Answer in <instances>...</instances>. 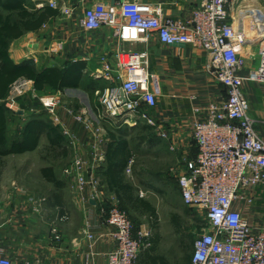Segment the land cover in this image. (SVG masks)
Listing matches in <instances>:
<instances>
[{"label": "built area", "instance_id": "1", "mask_svg": "<svg viewBox=\"0 0 264 264\" xmlns=\"http://www.w3.org/2000/svg\"><path fill=\"white\" fill-rule=\"evenodd\" d=\"M240 1L245 0H194L184 20L164 18L161 6H146L139 0H123L108 6L94 3L85 6L82 19L87 30L113 27L122 42H148L152 35L158 34L165 44H192L203 48L208 53L213 75L226 89V99L211 102L205 113L194 120L192 137L198 153L194 159L186 161L178 173L184 205L197 208L206 216L207 225L201 228L202 233L195 240L191 264H264V217L258 223L252 222L240 208L252 205L253 192L264 184V138L256 128V120L250 114L243 93L247 82H258L264 87V14L258 10L255 29L243 25L242 30L237 19ZM49 5L60 8L67 17H72L76 9L75 6H59L57 0H50ZM254 47L256 51L251 53V59L257 64L244 74L247 65L244 52ZM147 57L146 50L121 46L114 53L115 67L108 59L100 62L101 69L96 76L106 79L109 85L96 91L98 105L94 111L85 108L76 112L67 106L66 110L91 130L97 142L102 140L101 128L94 125L92 118L117 127L120 123L136 126L143 117L149 125L156 124L153 118L141 112L144 107L152 109L157 105ZM35 91L33 81L22 79L12 86L5 101L10 106L19 97L35 94ZM39 100L41 107L31 108V113L45 111L49 114L53 124L59 125L67 136L69 146L77 148L74 135L58 116L60 98L44 95ZM19 112L22 116L29 114L23 108ZM94 150L92 164L76 153L65 169L75 180L73 190L84 206L101 193V180L95 168L103 156L96 145ZM134 162L131 157L126 168L129 175H132ZM146 195L147 192L140 190L141 197ZM29 199L35 211L46 202L45 197ZM102 215L114 227L111 235L115 245L107 253V264H136L140 253L152 245L150 233L137 232L128 212L116 202L103 210ZM66 218L64 214L58 219ZM54 223L53 237L59 242L62 234ZM90 229L88 222L85 237L95 242ZM1 233L0 227V264H17L2 244ZM21 264L39 262L26 258Z\"/></svg>", "mask_w": 264, "mask_h": 264}, {"label": "crops", "instance_id": "2", "mask_svg": "<svg viewBox=\"0 0 264 264\" xmlns=\"http://www.w3.org/2000/svg\"><path fill=\"white\" fill-rule=\"evenodd\" d=\"M24 1L31 10L50 6V0ZM121 1L123 0H57L59 6L76 7L72 17L63 15L60 8H57L59 15L49 19L37 31L27 32L13 40L10 45L11 58L18 64L31 61L38 69L67 68L74 62L84 64L79 87H68L61 91L48 90L44 93L37 91L34 87L36 93L29 94L31 98L21 100L18 98L10 106L5 100L3 101L13 113L16 111L14 107H21L24 110L29 106L41 107L39 98L44 95L60 98L61 105L57 108L58 116L77 142V148H73L69 146L67 138L68 156L58 154L55 157H47L43 154V149L49 144V137L47 131H44L34 150L12 153L5 158L6 160L8 157H15L16 161H25L19 168L21 169L20 179L14 174H9L11 176L5 178V168L0 179V225L10 227L11 231V234L5 237L7 245H4L8 251L11 246H14V249L19 252L20 261L30 258L32 261H38L39 264H87L88 261L89 264H107V253L115 245L111 235L114 227L107 223L102 211L108 209L112 202L119 203L116 194L107 189L101 172L106 167V150L110 141L109 129L117 126L92 118L94 125L101 128L102 140L97 142L91 130L66 110L67 106L74 108L76 112L92 108L85 103L84 94H87L89 90L95 95L97 90L109 85L106 79L96 76L101 69L102 59H108L115 67L114 53L121 46L148 52L147 67L153 78L151 89L157 95V105L152 109L144 107L141 112L153 118L156 124L149 125L143 117L136 126L120 123V127L126 126L129 131H134L130 136L128 135L132 142L131 157L140 150L139 144L134 143L136 138L132 134L140 127L148 133L143 135V139L151 145L152 150H158L161 158L166 161L167 167L169 166L165 174L161 172L158 174L159 177L165 178L167 180L165 182L169 185L179 186V171L185 166L186 161L197 156V145L192 137L194 120L205 113L206 107L211 102H221L227 97L225 87L213 75L208 65L209 56L203 48L192 44H165L158 34L152 35L148 42H122L111 26H104L97 30H87L83 27L82 19L86 5L103 3L108 6ZM139 1L146 6H161L164 18L184 20L189 16L194 0ZM256 64L257 61L247 62L243 73L248 74ZM243 93L249 104L250 114L256 120V128L264 138V87L258 82H247L243 87ZM97 105L98 99L92 111ZM17 112L20 113L19 110ZM46 115L51 120L50 115L47 113ZM31 120L30 112L22 117L10 115L8 143L19 138L23 127ZM57 126L61 130V127ZM164 133L166 136H163ZM95 145L99 154L103 156L95 168L101 180V193L95 200H91L84 206L75 192H73L75 196L72 194L71 186L75 180L65 173V169L69 167L76 153L92 164ZM29 161L33 162V168L29 167ZM18 163L15 166L20 165ZM44 167L54 169L56 177L61 181L60 186L56 187L44 178L41 173ZM29 170L39 172L37 179L44 187L43 193L39 192V196L29 192V185L26 182L29 179L26 176ZM126 175L128 176L127 173ZM150 187L153 188V186ZM150 187L147 186V188ZM154 189L157 188L154 187ZM54 192L59 197L58 201L48 197ZM146 192L153 193L148 189ZM253 196L255 199L252 205H241L240 208L247 212L252 222L258 223L264 217V184L253 192ZM30 197H45L46 202L39 211H35ZM59 206H63L64 210L61 211ZM64 214H67V218L59 220L58 218ZM54 222L57 223L62 234L59 242H56L53 237ZM88 222L96 238L95 242L85 237ZM1 238L4 240L3 236ZM11 240L14 242L12 243Z\"/></svg>", "mask_w": 264, "mask_h": 264}, {"label": "trees", "instance_id": "3", "mask_svg": "<svg viewBox=\"0 0 264 264\" xmlns=\"http://www.w3.org/2000/svg\"><path fill=\"white\" fill-rule=\"evenodd\" d=\"M57 15L59 10L51 6L31 10L25 5L24 0H0V179L6 165V156L34 150L44 131H47L49 144L43 149V154L47 157H55L58 154L68 156L67 137L47 117L45 111L38 114L30 113L32 120L23 127L21 136L8 143V122L10 115L14 113L3 102L9 96L12 86L22 79L33 81L35 89L41 93L80 86L83 63L74 62L67 68L38 69L31 61L15 63L10 55V45L13 40L27 32L37 31ZM128 131L126 126L109 129L110 141L106 150V167L101 173L107 189L116 194L121 209L127 211L129 215L131 212H136L156 220L155 205L141 197L138 191L140 184L144 185L145 182L137 184L125 172L132 156V142L128 138ZM41 173L47 181L52 182L56 187L60 186L61 181L56 177L52 167H44ZM57 196L54 192L48 197L58 201ZM59 208L61 211L64 210L63 206ZM206 225V222L199 220V228ZM188 238H190L188 248L192 251L197 237L189 235ZM157 243L158 238L154 240L152 248L140 253L136 264H170V261L157 251ZM190 251L185 255L183 264H191L193 251L192 253Z\"/></svg>", "mask_w": 264, "mask_h": 264}, {"label": "rangeland", "instance_id": "4", "mask_svg": "<svg viewBox=\"0 0 264 264\" xmlns=\"http://www.w3.org/2000/svg\"><path fill=\"white\" fill-rule=\"evenodd\" d=\"M237 7L239 12V14L237 15V19L242 30H244L243 25L245 27L248 26L251 29H255L256 22L254 21V19L257 13H259V11H262L260 13L264 14V0L240 1V3L237 4ZM256 8L257 11H255ZM251 22L252 24H249ZM253 51H256V47L244 52V55H246L247 58V62L253 61L251 59V53ZM28 97L31 98L29 94H25L19 97V99L21 100ZM76 98L78 99V97ZM84 98L86 101L85 103L91 105L92 108L97 104V95H93V93L89 90L87 94H84ZM31 108L33 107H25L26 112L31 113ZM92 108H89V110H92ZM19 109H21V107H14V110L16 111L13 113L18 115L19 117H22V114L17 112V110ZM141 130L142 127L137 129L135 133L132 134V136L136 138V140H134V143L137 142V144H139L138 149L140 150L136 151V153L133 155L135 160L133 164V171L132 175L130 176L128 174V176L138 184L141 182H143L144 184L145 182L144 185L140 184V187L138 188L139 194L140 190L146 192L147 189L154 193H147V195L143 198L150 200L155 205L157 210V219L152 220L149 217L142 216L140 214H137L136 212H131L129 216L131 217L137 232L140 230H144L150 233L152 244L150 248L153 247L154 240L158 238L157 251L161 255L165 256L170 261V264H183L185 262V255L190 251V249L188 248L190 238H188V236L194 235L198 237L202 233L201 228H199V220L206 222V216L203 211L184 205L179 186L169 185L165 182L167 181L165 178L159 177L158 174L160 172L162 174H165L169 166L167 167L166 161L161 158L158 150H152L151 145L148 142H145L146 140L143 139V135H147L148 133H145L143 130ZM128 132L130 136V134L134 131L132 130ZM142 143H144L143 146ZM8 158L6 159L5 178H9L12 174H14L16 178L20 179L21 177L19 176V174L21 173V169L19 168H21V164H23L25 161H16L15 157H11L9 159ZM17 163L20 165L15 166ZM32 163L33 162H31L29 165V167L31 168L34 167ZM14 166L15 168L12 172V168ZM38 175L39 172L37 170L30 171L26 175L29 178L26 180V182L30 186H28L29 192L34 196H39V192H41L42 194L44 188L40 184L41 182L37 179ZM147 186H153V188H147ZM154 187H156L157 189H154ZM71 191L73 194L74 190L72 186ZM0 227L2 230L1 236L4 237V240L3 238H1V242L3 245H7V242H5V237L11 234V231L9 230L10 227H7L6 225H0ZM11 242L13 243L14 241L11 240ZM192 251L190 252L192 253ZM8 255L14 258V261H16L17 264H21L23 262V260L20 261V259H18L19 252L14 249V246L10 247Z\"/></svg>", "mask_w": 264, "mask_h": 264}]
</instances>
